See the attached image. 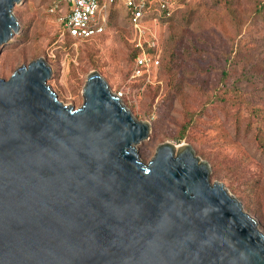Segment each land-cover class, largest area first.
<instances>
[{
    "label": "water",
    "instance_id": "95a60500",
    "mask_svg": "<svg viewBox=\"0 0 264 264\" xmlns=\"http://www.w3.org/2000/svg\"><path fill=\"white\" fill-rule=\"evenodd\" d=\"M20 3L0 0V50ZM50 77L37 58L0 78V264H264L256 220L188 146L144 163L149 124L98 73L79 108Z\"/></svg>",
    "mask_w": 264,
    "mask_h": 264
},
{
    "label": "rangeland",
    "instance_id": "374dc122",
    "mask_svg": "<svg viewBox=\"0 0 264 264\" xmlns=\"http://www.w3.org/2000/svg\"><path fill=\"white\" fill-rule=\"evenodd\" d=\"M49 1L21 0L13 7L18 29L0 50V78L7 80L22 65L42 58L51 69L47 84L58 100L79 108L86 78L95 71L135 120L149 124L148 139L136 146L142 162L147 163L165 142L188 146L198 161L208 166L210 183H221L264 234V153L260 149L264 138L259 140L257 124L250 120L262 118L259 126L264 132V12L258 9L259 0H243L246 6L237 12V30L221 13L205 7L200 19L187 25L180 17L179 0H162L170 10L177 8L173 26L159 17L141 20L137 26L126 24L116 10L117 18L107 23L103 37L71 43H65L67 39L61 35V13L56 20L49 15ZM169 40L175 44L181 40L175 71L154 64ZM132 48L140 50L133 66L127 63ZM147 48H154V60L144 52ZM185 48H193L191 57L184 53ZM145 55L150 62L137 67V59ZM196 69L211 77L204 73L198 77ZM204 77L209 91L199 90V80ZM220 82L247 100V104H236L238 117L232 114L235 107L224 117L205 102L212 84ZM222 93L227 101L232 100L229 93L219 91L217 95ZM255 108L259 110L255 112ZM198 112L203 114L195 116ZM187 123L183 139L175 142L173 138Z\"/></svg>",
    "mask_w": 264,
    "mask_h": 264
},
{
    "label": "trees",
    "instance_id": "16d2710c",
    "mask_svg": "<svg viewBox=\"0 0 264 264\" xmlns=\"http://www.w3.org/2000/svg\"><path fill=\"white\" fill-rule=\"evenodd\" d=\"M248 2H254L253 0H246ZM259 2L261 3L260 7L258 9H262L264 12V0H259ZM53 4H56V0H50L49 3L47 4V9ZM164 5L163 7L161 5ZM178 4L181 5V9L180 11L182 12V16L181 20H183L187 25L194 24L197 20L200 19L201 17V11L202 9L205 8H211V11H216L222 14L223 18L225 19V21L229 22V25L233 28H235L236 30L239 29L240 27V19H239V15L237 12H241V7L242 9H244V7L246 6L243 3V0H198V1H187V0H179ZM65 4L64 3H59L58 7L54 10V12L49 13L50 16L53 17V19H58V15L60 12V9L62 7H64ZM176 5H174L173 8H175ZM208 6V7H206ZM171 8L166 6V2L162 1V0H148L147 6L143 12V16L140 18L141 20H146V19H154L159 17V19L163 22H168L171 26H173L172 22H173V17L175 14L176 9L170 10ZM117 11L121 12V15L123 16V19L125 21L126 24H132L131 23V15H130V11L124 6L123 2L121 0H115L111 3L106 4L105 7V17H106V24L105 27L103 29L102 32L94 34L90 37L87 38H73L71 37L62 27L61 22L58 23L60 32L62 37H64L66 40L65 43L69 42L71 43V41H86V40H93V39H97V38H101L103 37V35L105 34V29L107 27V23H112V21L115 20V18H117ZM185 30H183V32H181V36L183 37ZM182 40V39H181ZM181 40L179 42H177L178 44H175L173 40H169L166 44L163 45V47H161L162 49V53L161 55L158 56V58L156 59L157 61V65L159 66V68L161 70L165 69V70H171V71H175L176 67H177V60H176V49H177V45H181ZM140 52L139 48H132V50L129 51L128 54V65H132L137 54ZM145 53H147L150 57H152V55H154L155 50L154 48H147L146 51H144ZM184 53L191 57L194 53L193 48H185ZM155 58V57H154ZM154 58L152 57V59L154 60ZM195 71H197L198 77H201V74L204 73V75L211 77V75H208V73L206 72H202V70L200 69H196ZM195 71H192L191 73H194ZM201 73V74H199ZM209 82L208 80L204 77L202 78V80H199V90L200 91H205L206 89H208L209 91ZM212 91H210V93L208 95H206L207 99L205 100V102L210 105H213V109L215 111H217V113L221 114L222 116L226 117L227 115H231V109L235 107L236 111H234L232 114L233 116L238 117L239 116V112L240 108L237 106H241L242 104H247V100L245 98H241L239 95V92H237L236 89H227L224 85V83L220 82L219 84L216 83L215 85L212 84ZM224 92V93H229L232 97V100H228L224 97V94L222 93L221 95H217V92ZM234 100V101H233ZM237 104V105H236ZM256 110H254L255 112H257V110H259V108H255ZM206 113V112H205ZM203 113H195V116H201ZM250 120L255 121L257 126H256V131L259 133V140H263L264 138V132L261 131V126H259L260 123H263L262 118H259V116H256V120H253L252 118H250ZM194 121L191 119L190 123H193ZM190 123L185 126L184 130L182 131V133H180L178 136H176L175 138H173V140L175 142H180L183 137H184V133L186 132V129L189 127ZM261 149V154L264 153V144L262 145Z\"/></svg>",
    "mask_w": 264,
    "mask_h": 264
},
{
    "label": "built area",
    "instance_id": "2783aa9c",
    "mask_svg": "<svg viewBox=\"0 0 264 264\" xmlns=\"http://www.w3.org/2000/svg\"><path fill=\"white\" fill-rule=\"evenodd\" d=\"M115 0H56L50 13L58 7L59 3L65 6L60 9L59 20L63 29L73 38H87L103 31L106 24L104 14L107 2ZM124 6L130 11L131 23L137 26L148 0H121ZM164 6L163 4L161 5ZM150 62L148 56H141L136 61V66H146ZM157 65V61L154 60ZM119 98V96H117Z\"/></svg>",
    "mask_w": 264,
    "mask_h": 264
}]
</instances>
